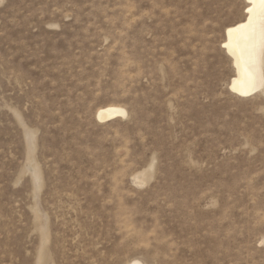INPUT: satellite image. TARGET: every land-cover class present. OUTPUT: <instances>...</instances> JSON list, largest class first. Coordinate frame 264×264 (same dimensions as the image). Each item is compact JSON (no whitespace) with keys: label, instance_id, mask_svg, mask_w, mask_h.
<instances>
[{"label":"rangeland","instance_id":"obj_1","mask_svg":"<svg viewBox=\"0 0 264 264\" xmlns=\"http://www.w3.org/2000/svg\"><path fill=\"white\" fill-rule=\"evenodd\" d=\"M246 5L0 0V264H264V88L222 47Z\"/></svg>","mask_w":264,"mask_h":264},{"label":"bare ground","instance_id":"obj_2","mask_svg":"<svg viewBox=\"0 0 264 264\" xmlns=\"http://www.w3.org/2000/svg\"><path fill=\"white\" fill-rule=\"evenodd\" d=\"M245 2V17L225 28L222 42L234 69L228 87L242 97L253 95L264 88V4L259 0ZM124 115L126 110L118 105H107L96 111V117L101 121ZM125 264L142 263L132 259Z\"/></svg>","mask_w":264,"mask_h":264},{"label":"snow or ice","instance_id":"obj_3","mask_svg":"<svg viewBox=\"0 0 264 264\" xmlns=\"http://www.w3.org/2000/svg\"><path fill=\"white\" fill-rule=\"evenodd\" d=\"M259 2H260L261 4H264V0H259Z\"/></svg>","mask_w":264,"mask_h":264}]
</instances>
